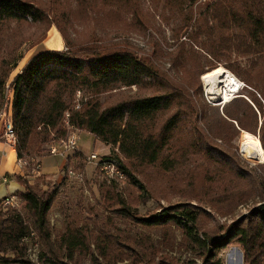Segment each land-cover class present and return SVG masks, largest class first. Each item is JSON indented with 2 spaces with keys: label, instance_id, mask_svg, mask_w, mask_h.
I'll list each match as a JSON object with an SVG mask.
<instances>
[{
  "label": "trees",
  "instance_id": "trees-1",
  "mask_svg": "<svg viewBox=\"0 0 264 264\" xmlns=\"http://www.w3.org/2000/svg\"><path fill=\"white\" fill-rule=\"evenodd\" d=\"M187 1L194 3L196 0H165V7L173 10ZM205 2L207 8L195 20L194 29L187 36L190 48H187L186 42L180 43L170 54L173 64L186 69L187 60L192 56L199 62L201 56L194 51V46L201 45L202 50L211 56L212 68L223 59H231L233 54L249 57L246 79L250 81L253 70L264 65V0ZM105 3L111 5L114 11L118 9L131 14V22L126 29L150 24V17L146 16L139 0H105ZM190 15L192 18V13ZM13 22L40 26L48 22V14L34 0H0V32ZM58 29L66 44L74 46L67 28L59 25ZM215 29L220 31L218 38L215 37ZM203 36L206 41L202 42L200 38ZM1 40L0 52L5 50L8 54L0 55V104L10 72L19 60L16 51L23 43L22 39L16 40L9 51ZM203 73L205 71L199 67L196 69V76ZM191 78L177 80L150 57L140 56L135 49L127 46L81 45L76 51L40 50L11 83L10 112L18 137L17 156L22 158L33 147L47 142L52 132L56 136H66L65 114L68 112L70 122L77 129L87 130L104 144L112 146L113 153L118 148L115 156L119 158L122 155L131 169L152 167L169 173L182 165L192 152H197L219 164V193L214 201L235 197L244 200L248 191L238 188L241 179L262 183L244 170L234 155L220 149L215 139H222L229 145L240 131H253L252 115L256 110L240 95L223 105L222 109L211 107L201 98H196L197 87L193 89ZM132 86L150 89L152 93L121 99L108 106L100 100L105 92ZM198 86H201L200 82ZM77 90H83L87 96L80 107L75 101ZM261 121L259 125L258 118H255L256 127L260 126V143L264 147V117ZM200 170L201 166L196 163L191 168V177L188 175L183 180L194 186ZM224 172L230 176L228 182L222 177ZM166 180L170 189L178 187L177 181L173 182L169 177ZM135 182L142 190L145 189L137 180ZM228 185L232 188L228 189ZM23 186L16 194L25 203L31 223L16 209H0V264H33L26 256L25 242L32 228L43 236L53 254L43 261L44 264H60L62 259L57 250L72 256L74 250L85 243L83 230L68 229L61 234L59 248L56 247L51 241L48 220L54 197L35 190L29 184ZM111 189L107 191V207L133 216L131 204ZM167 211L162 218L140 219L147 224L160 223L163 218L173 220L199 251L204 264H222L219 252L227 241L234 238L243 249L246 263L264 264V202L254 207L246 217L249 220L247 225H242L239 220L215 233L207 230L200 233L202 213L199 206L176 204ZM121 237L120 241L130 248L139 246V252L132 256L129 264H172L166 257H158L159 252L149 241Z\"/></svg>",
  "mask_w": 264,
  "mask_h": 264
},
{
  "label": "rangeland",
  "instance_id": "rangeland-1",
  "mask_svg": "<svg viewBox=\"0 0 264 264\" xmlns=\"http://www.w3.org/2000/svg\"><path fill=\"white\" fill-rule=\"evenodd\" d=\"M34 1L46 10L49 23L35 26L17 25L16 22H13L0 32V39H3L1 42L5 43V48L7 47L9 51L16 40H23L16 51V56H19L17 65L10 72L4 87V95L0 104V130L11 116L10 100L13 79L37 52L61 46V39H58L56 31L63 39L64 46L61 50L76 51L81 45L127 46L135 49L140 56L150 57L177 80L190 79L192 75L193 89L197 87V93H194L196 98H201L202 102L208 103L211 107L223 108L222 105L211 104L210 97H206L207 89L202 79L204 73L199 77L196 76L198 67L205 73L213 69L210 62L211 56L202 50L201 45L194 46V51L201 56L200 61H196L195 56L189 57L186 69L175 66L170 57V54L174 53L183 41L186 42L187 48H190L191 44L187 36L192 32L195 20L199 19L201 13L207 8L206 0H196L194 3L187 1L181 7H175L173 10L165 7V0H139L146 16L150 17V24L147 27L138 25L130 29H126V25L131 22V14H126L123 10L118 9L114 11L111 5L105 3V0ZM191 13L192 18L190 17ZM59 25L67 28L74 46L66 44L58 29ZM215 32V37L218 38L219 29H215ZM200 40L203 42L206 41V38L203 36ZM7 54L8 52L5 50L0 52V55ZM249 59L247 56L233 54L231 59H223L217 66L225 67L247 84L248 87L240 91V96H243V99L256 110L252 115L253 131L250 133L259 139L260 126L256 127L255 118L256 120L258 118L259 125H261V120L264 117V65L257 66L250 76V81H247L246 69L249 68ZM199 82L201 86H198ZM151 93L152 91L147 88L121 87L103 93L100 100L105 106H108L121 99L146 96ZM75 97V101L79 104L78 107L87 99L83 90L76 93ZM219 99L220 97L217 98V100ZM260 110L263 116H261ZM200 124L202 123L200 122ZM244 131L246 130H242L234 136L229 145L222 139H215L220 149L234 155L235 160L243 169L256 176L259 180L258 183H262L260 185L254 183L255 180L241 179L238 188L248 191L244 200L235 197L220 202L214 201V197L219 193L217 185L220 180L217 172L219 164L197 152H192V155H189L182 165L169 173L152 167L131 169L128 160L119 155L133 179L127 172L126 176L124 175L126 177L124 184L102 182L95 172L94 163H87L86 156L92 153L115 156L118 153V148H116V153H113L112 146L106 147L102 141L87 130L79 132V151L69 154L67 157L54 156L49 153V146L54 140L61 137L52 132L47 142L39 147H33L30 152L24 154L22 158L28 160V165L19 170L20 179L23 184H29L35 190L54 197L53 205L48 213V220L52 233L51 241L56 247L59 246L61 234H64L68 229L81 228L83 230L85 243L76 248L72 256L66 255L64 251H58L59 247L56 249L62 259L60 264H129L132 262V256L139 252V246L136 245V249L130 248L120 241L122 240L121 236L139 242L149 241L159 252L158 257H166L172 264H204L199 251L173 220L163 218L160 223L147 224L140 218H162L169 212L167 209L170 206L190 203L201 208L200 233L204 230L211 233L219 232L220 228L230 226L239 220L242 225H247L249 220L246 217L254 207L264 202V162L250 161L243 155L242 135ZM16 147L13 148L16 149ZM11 156L8 159L14 161ZM38 163L41 165L40 175L34 171L38 167ZM196 163L201 166L200 173L195 185L190 183L188 185V182L183 179L188 175L191 177V168ZM70 165L76 170L84 172L83 181L68 176L66 168ZM223 169L228 171L226 167ZM168 177L173 182L177 181L175 182L178 185L176 189L173 187L170 189V183L166 180ZM222 177L226 182L230 179L226 172ZM161 179L165 181L162 182ZM135 180L145 189L142 190ZM108 188H112L111 191L115 195L131 204L133 216H126L107 207ZM227 188L231 189L232 185H228ZM24 205L25 203L21 199L18 206L9 208L20 211L30 224L31 220ZM9 208L0 206V209L4 210ZM250 221L255 222L254 219ZM25 242L26 256L33 264H44L43 261L48 256H53L43 236L33 228ZM103 250H105L104 254H102ZM218 258L221 259L222 264H248L244 260L243 249L237 243V238L227 241L219 252Z\"/></svg>",
  "mask_w": 264,
  "mask_h": 264
},
{
  "label": "built area",
  "instance_id": "built-area-1",
  "mask_svg": "<svg viewBox=\"0 0 264 264\" xmlns=\"http://www.w3.org/2000/svg\"><path fill=\"white\" fill-rule=\"evenodd\" d=\"M245 87H248L244 81L241 80V84L237 87V90L229 98H225L222 94H212L208 90L205 91L206 97H210L211 104L225 105L228 101L240 95V91ZM80 93V90H77V94ZM220 97L219 100L217 98ZM69 113L65 114V125L67 127V135L58 137L57 140H54L53 143L49 146V153L54 156L67 157L77 151H79V142L80 135L79 129H77L69 120ZM18 142V137L15 132L11 116L6 120L4 127L0 130V143H4L10 148L16 147ZM111 160H121L117 156L112 155H99L97 153H92L89 156H86L87 163H94L95 172L97 173L98 178L102 182H107L108 184H124L125 176H117L116 170L111 168ZM17 168L19 170L25 168L28 165V160L25 158H18L16 161ZM1 166V163H0ZM40 163L38 167L34 170L37 175H40ZM66 172L69 177L74 178L79 181L84 180V172L76 170L72 165L67 166ZM127 173V172H126ZM7 175H2L0 177V183H8ZM20 198L16 192L6 194L0 200V206L4 208L16 207L20 203Z\"/></svg>",
  "mask_w": 264,
  "mask_h": 264
},
{
  "label": "bare ground",
  "instance_id": "bare-ground-1",
  "mask_svg": "<svg viewBox=\"0 0 264 264\" xmlns=\"http://www.w3.org/2000/svg\"><path fill=\"white\" fill-rule=\"evenodd\" d=\"M202 79L209 92H212V94H222L226 99L229 98L241 84V80L223 66H217L204 73ZM243 142L242 153L246 159L259 163L264 162V150L260 140L254 134L245 131L243 134ZM111 168L116 170L117 176H126V172L119 160H111Z\"/></svg>",
  "mask_w": 264,
  "mask_h": 264
},
{
  "label": "crops",
  "instance_id": "crops-1",
  "mask_svg": "<svg viewBox=\"0 0 264 264\" xmlns=\"http://www.w3.org/2000/svg\"><path fill=\"white\" fill-rule=\"evenodd\" d=\"M55 33H58L57 37L60 40L61 46L58 47H52V48H46V49H57L61 50L64 46L63 44V39L61 35L59 34L58 31ZM60 37V38H59ZM81 130H79L80 132ZM106 145V144H105ZM106 147H109L106 145ZM12 155L11 157L14 158V161H11L12 159H8L9 156ZM17 151L15 148H10L4 143H0V177L2 175H7L9 182L8 183H0V200L8 193L14 191H20L24 188L23 183L21 182V174L19 169L16 166V161H17Z\"/></svg>",
  "mask_w": 264,
  "mask_h": 264
}]
</instances>
